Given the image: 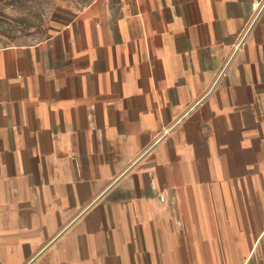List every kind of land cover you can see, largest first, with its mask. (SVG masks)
I'll return each instance as SVG.
<instances>
[{
    "label": "crops",
    "instance_id": "0c3cea01",
    "mask_svg": "<svg viewBox=\"0 0 264 264\" xmlns=\"http://www.w3.org/2000/svg\"><path fill=\"white\" fill-rule=\"evenodd\" d=\"M0 264H264V0H92L0 47Z\"/></svg>",
    "mask_w": 264,
    "mask_h": 264
},
{
    "label": "rangeland",
    "instance_id": "374dc122",
    "mask_svg": "<svg viewBox=\"0 0 264 264\" xmlns=\"http://www.w3.org/2000/svg\"><path fill=\"white\" fill-rule=\"evenodd\" d=\"M92 0H0V47L39 43Z\"/></svg>",
    "mask_w": 264,
    "mask_h": 264
}]
</instances>
